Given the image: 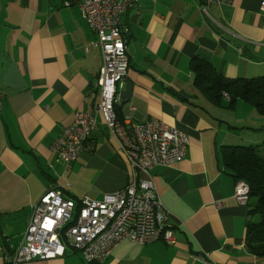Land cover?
Listing matches in <instances>:
<instances>
[{
    "label": "crops",
    "instance_id": "crops-1",
    "mask_svg": "<svg viewBox=\"0 0 264 264\" xmlns=\"http://www.w3.org/2000/svg\"><path fill=\"white\" fill-rule=\"evenodd\" d=\"M65 1L0 0V264H13L9 257L46 191L78 204L83 197L99 201L129 182L118 143L100 115L88 140L91 149L74 163L66 165L51 151L74 113L99 101L95 35L78 7H66ZM262 1L219 6L205 0H144L122 15L128 70L117 87L119 112H130L135 123L156 120L174 127L189 144L180 162L149 173L174 243L123 241L102 264H264L245 248L247 205L233 199L235 180L219 156L221 147L241 145L244 133L234 123L257 129L247 143H259L264 126L216 115V106L193 87L189 70L190 60L198 57L227 79L263 76ZM18 264L79 263L65 252L62 258Z\"/></svg>",
    "mask_w": 264,
    "mask_h": 264
},
{
    "label": "built area",
    "instance_id": "built-area-1",
    "mask_svg": "<svg viewBox=\"0 0 264 264\" xmlns=\"http://www.w3.org/2000/svg\"><path fill=\"white\" fill-rule=\"evenodd\" d=\"M144 0H68L64 6L78 7L86 27L95 35L101 65L97 74L99 101L86 112H76L71 124L51 145L57 159L70 165L90 150V135L100 115L105 129L116 139L128 167V184L120 191L104 194L99 201L83 197L78 204L55 190L46 191L32 207L22 240L9 260L13 264L34 259L62 258L67 249L78 253L86 264L103 263L123 241L143 246L158 241L174 243L172 225L151 179L154 167H168L186 155L188 137L156 120L135 123L130 112L118 119L114 110L117 87L128 70L122 38L121 17ZM155 1V0H148ZM227 6L232 0H205ZM264 8V1L261 3ZM227 97V96H225ZM249 189L235 181L233 199L248 202Z\"/></svg>",
    "mask_w": 264,
    "mask_h": 264
},
{
    "label": "trees",
    "instance_id": "trees-1",
    "mask_svg": "<svg viewBox=\"0 0 264 264\" xmlns=\"http://www.w3.org/2000/svg\"><path fill=\"white\" fill-rule=\"evenodd\" d=\"M189 70L193 87L212 105L220 106L227 96V108L233 109L241 101L264 116V75L227 79L210 62L198 57L190 60ZM114 110L121 119L117 105ZM219 156L226 173L249 189L244 245L250 254L264 258V141L254 146H224Z\"/></svg>",
    "mask_w": 264,
    "mask_h": 264
},
{
    "label": "rangeland",
    "instance_id": "rangeland-1",
    "mask_svg": "<svg viewBox=\"0 0 264 264\" xmlns=\"http://www.w3.org/2000/svg\"><path fill=\"white\" fill-rule=\"evenodd\" d=\"M239 103H240L239 104L240 105L239 108L234 107L233 109H229V108H227V100L223 99L222 103L220 104V106H216V109L213 110V112L216 115H218V116L226 117L228 120H232L235 117L236 118L238 117L240 119H244V124L245 125L249 124V123H251V122H253L255 120V121H261L262 122L261 124L264 126V118L258 117L259 114L252 107H249L248 105H246L243 102H239ZM236 104H235V106H236ZM241 107H248V108H241ZM250 110H251V112H248ZM232 123H234V122H232ZM234 124H236V128L238 127L240 129V131H242L244 133V134L241 135L242 139L239 141V144H241V146H250V145L254 146V145H257V144H261L262 141L264 140V139H262V138H264L263 137L264 136V131H263L262 134L260 135V142L259 143H247L246 141L248 139H251V140L255 139V134H256L257 129H254L255 127H252L251 130H255V131L252 132V135L251 134L247 135L245 133L251 132V130L249 129L248 126L237 125V123H234ZM258 126H261V125H258ZM66 254L70 255V257L72 259H75L76 261H78L79 264H86L83 261L81 262L82 259L80 260L81 257H80V255L78 253H74L71 250L67 249L66 250Z\"/></svg>",
    "mask_w": 264,
    "mask_h": 264
},
{
    "label": "bare ground",
    "instance_id": "bare-ground-1",
    "mask_svg": "<svg viewBox=\"0 0 264 264\" xmlns=\"http://www.w3.org/2000/svg\"><path fill=\"white\" fill-rule=\"evenodd\" d=\"M128 56V55H127ZM226 99H228V97H225Z\"/></svg>",
    "mask_w": 264,
    "mask_h": 264
}]
</instances>
